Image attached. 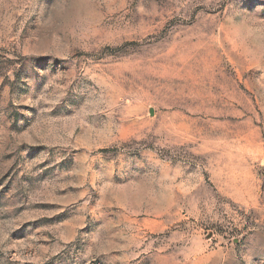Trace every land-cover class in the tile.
<instances>
[{"label":"rangeland","instance_id":"374dc122","mask_svg":"<svg viewBox=\"0 0 264 264\" xmlns=\"http://www.w3.org/2000/svg\"><path fill=\"white\" fill-rule=\"evenodd\" d=\"M0 264H264V0H0Z\"/></svg>","mask_w":264,"mask_h":264}]
</instances>
